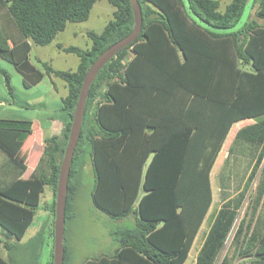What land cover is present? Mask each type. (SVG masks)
Listing matches in <instances>:
<instances>
[{"label": "trees", "instance_id": "obj_1", "mask_svg": "<svg viewBox=\"0 0 264 264\" xmlns=\"http://www.w3.org/2000/svg\"><path fill=\"white\" fill-rule=\"evenodd\" d=\"M96 1L0 0L19 33L10 47L0 26V58L17 69L26 88L48 76L67 89L55 113L61 130L44 139L39 165L27 178L21 152L33 123L0 119V149L18 168L16 180L0 183V227L16 241L31 225L45 187L52 194L45 208L53 216V236L60 166L79 92L93 62L132 32L130 0H107L113 17L101 33H87L89 48L57 45L79 58L75 70H56L42 60L37 68L29 58L31 45L46 46L68 23L86 21ZM138 2L140 34L90 86L65 209L66 225L88 157L93 205L115 221L133 215L135 222L110 231L112 253L82 264H186L213 202L212 168L239 122L224 167L248 151L249 171L243 186L213 214L193 264H264V0H253L234 31L227 30L239 22L247 0H231L224 10L219 0H187L191 12L185 0ZM0 73L13 97L9 75L1 68ZM221 181L226 188L230 177L222 175ZM246 199L247 211L234 231ZM3 245L8 251L16 247ZM63 245V264H71L65 237ZM0 264L12 263L0 255Z\"/></svg>", "mask_w": 264, "mask_h": 264}, {"label": "rangeland", "instance_id": "obj_2", "mask_svg": "<svg viewBox=\"0 0 264 264\" xmlns=\"http://www.w3.org/2000/svg\"><path fill=\"white\" fill-rule=\"evenodd\" d=\"M220 9L224 10L225 6L231 0H219ZM114 7L107 0H97L94 4L89 18L80 23H68L65 30L60 32L55 40L46 46L32 45L30 52V59L37 68L41 69L38 60L48 62L56 70L69 71L75 70L79 63V58L72 53H64L57 48V45L64 47L74 46L80 49H87L91 45V41L87 35L92 31L101 33L105 25L112 19ZM240 24V23H239ZM236 24V28L239 27ZM4 68L10 77L11 85L13 87V98L15 105H11L6 114H1L0 117L6 119L29 120L34 123V139H40L42 130L39 126V121L46 120L48 117H53L57 112V105L59 99L57 98L55 87L59 88V97L67 93V89L63 88L66 85L64 81L55 77L45 76L43 81L29 89H26L22 83L21 75L15 70L14 66L4 61ZM45 97L46 108L37 105L38 98ZM28 103L32 106L31 109L22 108L19 105ZM34 106V107H33ZM56 111V112H55ZM235 127L230 132V138L235 131ZM248 151L244 154L238 155V161H234L230 167H224L225 162L221 167H218L213 173V181L218 184L221 175L230 177L229 188L226 189L229 195L235 194L242 186L248 174V163L250 157L247 156ZM258 178L252 185L249 193L253 192L256 188ZM94 182L92 167L90 159L85 157L84 165L81 172L79 183V190L75 196L74 210L71 213V218L65 225V241L70 249L73 251L74 263L81 264L87 258L97 256L101 253L109 252L115 245L110 237V231L120 225L133 226L134 216H130L120 221L111 219L105 213L99 211L92 203L90 193ZM215 184V185H216ZM216 192V188H215ZM217 194V192H216ZM50 195V189L45 187L41 205L43 204L44 197ZM248 199H246L242 209L239 212L234 231L236 230L240 220L245 216L247 211ZM137 207L135 204L134 208ZM212 206L210 213L206 217L202 228L194 242L190 251L186 264L194 263L200 243L202 242V234L205 233L211 220L213 219ZM234 233V232H233ZM5 231L0 227V241L1 243L8 242L16 246L14 250L8 251L0 243V255L12 264H48L53 249V236L51 229L45 227L44 211L38 209L31 227L26 232L21 241L15 239L7 240ZM233 235V234H232ZM231 235V237H232ZM230 240L226 244V249L230 244ZM240 264V263H235Z\"/></svg>", "mask_w": 264, "mask_h": 264}, {"label": "crops", "instance_id": "obj_3", "mask_svg": "<svg viewBox=\"0 0 264 264\" xmlns=\"http://www.w3.org/2000/svg\"><path fill=\"white\" fill-rule=\"evenodd\" d=\"M0 26L3 29L5 35L8 37V45L11 47L13 45V40L14 39H19V33H18L15 25L11 21L10 16L8 15L7 9L5 7H3L2 5H0ZM32 47L33 46L31 45V50H32ZM29 58H30V55H29ZM4 61H5L4 59L0 58V68L2 70H4L5 72H7L6 69L4 68L3 64H2ZM30 61H31V59H30ZM7 63H9V62H7ZM31 63H32V61H31ZM15 70L17 71L16 68H15ZM43 79L37 85H39L43 81ZM22 83H23V79H22ZM37 85H35V86H37ZM35 86H33V87H35ZM63 88H66V87L63 86ZM26 89H29V88H26ZM55 91H56L57 98H60L59 99V103L57 105V109H56V111H57L59 109V107H60L61 98L64 97L66 94L65 95H62V97H59L60 96L59 95V92L60 91H59L58 86L55 87ZM14 101H15L14 98L11 97V95L8 92V89L5 86L4 77L0 73V113L1 114H4V113L6 114V112H8L9 108L11 107V105H15V102ZM37 105L40 106V107H42L43 110H45L46 103H45V97L44 96H40L38 98ZM19 106L22 107V108H26V109H31L32 108V106H30L28 103H22ZM0 119H6V118L0 117ZM11 120H17V119H11ZM38 124H39V126H40V128L42 130V136H41V138L40 139H34V138H32L33 137V134H34V123H33V125H32L33 134L27 139L26 144H25V148H24L25 150L22 148L21 156L25 157V163L27 165V170L22 175L23 178L29 177L30 174L35 169H37V167L39 165V159H40V156L42 154V147H43L44 139H46L47 137L52 136V135L60 132V130H61L60 123L56 119V114L53 117L52 116L51 117H48L46 120L39 121ZM241 124H242V122H239V123H236V124L233 125V127H235L236 129H235L233 135L231 136V140L228 143V140L230 138V133H229V135H228V137H227V139H226V141H225V143H224L221 151L219 152V155H218V157L216 159V162H215V164H214V166L212 168V171H211V174H210V180H211L212 192H213V202H212V205H211V207L209 209L208 214L210 213V210H211V208H212L213 205L215 206L214 207V210H213V214H214L220 208V206L225 201V199L232 196V195H229L227 193V191H226V188H229L230 185L228 184V187H226V188L222 185V181H221L222 175H221V177L218 180V184H216L213 181V173L215 171H217L216 169H218V167H221V164L223 165V163L226 161V158L228 156V149H229V147H230V145L232 143L234 134L240 128V125ZM17 169L18 168H17L16 165L11 166L9 157L7 156V154L3 150L0 149V183L1 184H8V183L13 182L14 180H16L14 178V176H15L14 174L17 171ZM215 188H216L217 194L215 192ZM43 193H44V191H43ZM43 193L41 194V197H40V203H39L38 209H42L44 211L45 227L51 229L52 228V223H53V216H52V214L45 207L48 204L51 203V201H52V194H51V191H50V195L47 196V197H44L43 204L41 205V199L43 197ZM225 194H226V196H225ZM74 202H75V198H74V200L72 202L71 212L74 210ZM38 209H37V211H38ZM36 212H35V215H36ZM208 214H207V216H208ZM35 215L33 217V220L35 218ZM205 220H206V218H205ZM205 220H204V222H205ZM134 221H135V218H134ZM204 222H203V224H204ZM32 223H33V221H32ZM32 223H31V225H32ZM31 225L27 228L26 232L31 227ZM201 228H202V226H201ZM208 228L209 227H207V230H208ZM207 230L205 231V233L202 234V237H203L202 238V241L204 239V236H205ZM26 232H25V234H26ZM199 232H200V230H199ZM199 232H198V234H199ZM5 233H6V231H5ZM25 234H24V236H25ZM198 234H197V236H198ZM4 235H6L7 240L14 239L13 237H10L9 238L8 235H7V233L4 234ZM197 236H196V238H197ZM0 243H1V241H0ZM1 244L4 247L3 243H1ZM201 244H202V242L200 243V246H201ZM193 245H194V243H193ZM67 247H68V250L70 252L71 264H73L74 263L73 251H72V249L69 248L68 245H67ZM115 248H116V244L112 247V249L109 252H105V253H112L115 250ZM191 264H193V263H191Z\"/></svg>", "mask_w": 264, "mask_h": 264}, {"label": "water", "instance_id": "obj_4", "mask_svg": "<svg viewBox=\"0 0 264 264\" xmlns=\"http://www.w3.org/2000/svg\"><path fill=\"white\" fill-rule=\"evenodd\" d=\"M186 7L189 12L187 0ZM253 0H247L242 16L238 22L239 27L236 28V25L227 30L234 31L239 29L247 19V16L250 11V7ZM130 4L132 7L133 15H134V28L132 32L118 41L110 48H108L105 52H103L90 66L88 72L86 73L82 87L79 92L78 101L76 104V109L73 115L72 124L70 128V133L68 136L67 144L63 154V160L60 166L58 184L56 189V197H55V217H54V233H53V264H63L64 257V232H65V209L67 202V187L69 180V172L71 163L73 160L75 148L77 146V142L80 136L82 121L85 112L86 100L89 93V89L93 81L95 80L98 72L113 58L117 55V53L123 48L130 45L132 42L136 40L138 35L141 32L142 28V15L140 4L138 0H130ZM192 14V13H191ZM193 17L199 20L195 15ZM202 22V21H201ZM204 23V22H203ZM222 31V30H216ZM226 32L225 30H223Z\"/></svg>", "mask_w": 264, "mask_h": 264}]
</instances>
